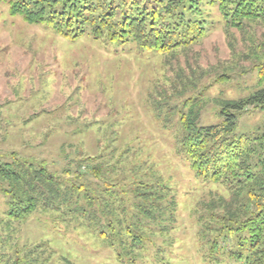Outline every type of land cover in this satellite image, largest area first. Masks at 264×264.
<instances>
[{
	"label": "rangeland",
	"instance_id": "1",
	"mask_svg": "<svg viewBox=\"0 0 264 264\" xmlns=\"http://www.w3.org/2000/svg\"><path fill=\"white\" fill-rule=\"evenodd\" d=\"M250 37L263 40L264 24L228 35L217 22L201 44L161 55L90 36L70 40L11 16L8 3L0 0V162L15 154L22 161L45 162L59 173L91 158L118 180L128 179L133 162L140 161L152 167L176 201L168 235L153 237L134 262L96 233L37 212L14 224L13 239L19 245L47 242L56 253L54 264H224L207 260L200 219L212 198L228 199V192L197 178L180 153L177 113L185 101L201 98V126L221 123L220 101L246 96L250 82L238 73L229 84L215 80L230 73L232 48L243 54ZM249 66L240 63V70ZM263 125L264 113L249 112L239 117L238 131ZM7 211L0 188V218Z\"/></svg>",
	"mask_w": 264,
	"mask_h": 264
},
{
	"label": "trees",
	"instance_id": "2",
	"mask_svg": "<svg viewBox=\"0 0 264 264\" xmlns=\"http://www.w3.org/2000/svg\"><path fill=\"white\" fill-rule=\"evenodd\" d=\"M4 1L11 16L70 40L90 36L110 45L132 43L141 51L161 55L201 44L217 22L228 35L233 29L243 32L264 24V0ZM247 42L243 54L232 48L230 73L215 80L229 84L238 73L250 82L246 96L220 101L221 123L201 126L205 107L201 98L185 101L177 113L180 153L197 178L228 192V199L212 198L200 219V239L211 263L264 264V125L238 131L241 115L264 113V38L250 37ZM246 62L250 66L240 70V63ZM91 162L88 158L59 173L45 162L22 161L15 154L0 162V188L8 200L0 232L10 234L0 233V264H54L56 253L47 242L19 245L12 237L14 224L36 212L72 229L96 233L133 262L152 245L153 237L168 235L176 201L151 166L133 162L130 177L117 180L110 177L114 171L109 167ZM81 168H88L87 173Z\"/></svg>",
	"mask_w": 264,
	"mask_h": 264
}]
</instances>
